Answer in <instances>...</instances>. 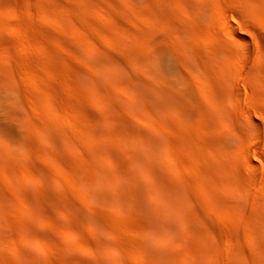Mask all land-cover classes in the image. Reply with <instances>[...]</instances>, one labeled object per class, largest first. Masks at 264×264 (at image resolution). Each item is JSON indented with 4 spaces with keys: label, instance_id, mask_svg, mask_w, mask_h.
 Here are the masks:
<instances>
[{
    "label": "rangeland",
    "instance_id": "374dc122",
    "mask_svg": "<svg viewBox=\"0 0 264 264\" xmlns=\"http://www.w3.org/2000/svg\"><path fill=\"white\" fill-rule=\"evenodd\" d=\"M263 11L0 0V264H264ZM126 173L179 203L165 247L145 243L159 197L143 214L92 196Z\"/></svg>",
    "mask_w": 264,
    "mask_h": 264
},
{
    "label": "bare ground",
    "instance_id": "6f19581e",
    "mask_svg": "<svg viewBox=\"0 0 264 264\" xmlns=\"http://www.w3.org/2000/svg\"><path fill=\"white\" fill-rule=\"evenodd\" d=\"M259 5H261V3L259 4ZM258 5V6H259ZM262 6V5H261ZM261 6H259V7H261ZM262 9V8H261ZM225 11V10H224ZM231 11V10H230ZM264 12V11H263ZM224 14V13H223ZM233 14V13H232ZM225 15V14H224ZM225 16H227V15H225ZM224 17V16H223ZM236 17V16H235ZM225 18V17H224ZM228 19V18H227ZM227 25V24H226ZM231 37V36H230ZM233 37V36H232ZM240 39V38H239ZM242 42V48H244L245 49V51H248L249 50V48H250V44H249V42L247 41V40H245V39H240ZM239 40V41H240ZM243 49V50H244ZM250 51V50H249ZM248 53V52H247ZM245 64V63H244ZM19 73V70H18V68H16L15 69V74H18ZM242 77V76H241ZM245 77V76H244ZM243 77V78H244ZM245 79V78H244ZM241 80H243L242 78H241ZM245 81V80H244ZM164 103H165V101H164ZM170 104H172V103H170ZM164 105V104H163ZM168 105V104H167ZM167 105L165 104V106L167 107ZM175 105V104H174ZM161 106V105H160ZM160 106H158L159 108H161ZM170 106V105H169ZM171 107V106H170ZM163 108V107H162ZM172 108V107H171ZM177 107L175 106V108H172L171 110H173V109H176ZM165 109V108H164ZM167 109H170V108H167ZM177 110V109H176ZM175 110V111H176ZM156 111H158V110H156ZM173 112V111H172ZM252 119V118H251ZM249 121H248V123L250 122H253L252 120L250 121V119H248ZM254 123V122H253ZM253 123L251 124V125H253ZM250 125V126H251ZM49 130V129H48ZM52 131V130H51ZM50 132V131H49ZM47 133V132H46ZM51 133V132H50ZM49 133V136H50V138H57V136L55 137L54 135H52V134H50ZM54 134H56V133H54ZM59 138V137H58ZM51 139V140H52ZM58 140V139H57ZM54 141V140H53ZM134 141H136V140H134ZM134 141H133V145L131 146V148L130 147H128V149H131L129 152L131 153V151L133 152V155L135 154L137 157H138V160H134V165L135 164H143V163H145V162H147V160L145 159V154H146V150H145V147H143V146H141V144H138V141H137V144L136 143H134ZM140 142H142V141H140ZM132 143V142H131ZM130 143V144H131ZM146 143V142H145ZM54 144V143H53ZM143 144V143H142ZM56 148V147H55ZM150 150V149H149ZM127 151V152H128ZM132 155V154H131ZM130 157V156H129ZM134 157V156H133ZM130 159H132V158H130ZM127 160V161H129V163L128 164H131L132 165V167H133V162L132 163H130L131 162V160ZM133 161V160H132ZM148 162H149V160H148ZM131 165H129V166H131ZM151 167H152V165H153V163L151 162L150 164H149ZM128 166V165H127ZM128 166V167H129ZM136 167H137V165H135ZM144 166H145V164H144ZM131 167V168H132ZM146 167L147 166H145V169H146ZM144 168V167H143ZM134 169H136V168H134ZM148 169V168H147ZM142 170V169H141ZM123 171V170H122ZM149 171V170H148ZM155 171V170H154ZM118 172H119V170H118ZM104 173V172H103ZM106 173V172H105ZM122 173V172H121ZM124 173V172H123ZM123 173H122V175H123ZM130 173V172H129ZM145 173V172H144ZM149 173V172H148ZM153 173V172H152ZM120 174V173H119ZM118 174V175H119ZM128 173H126V176H125V174H124V176H123V180H122V177H120V176H122V175H120L119 177H117V178H115L116 180H117V182H116V180H114V182L115 183H117V184H114L113 183V185H115L113 188L115 189V191H114V189H112L113 190V192H111V193H109V197H108V195H106V193H105V191L102 189V184L103 183H106V179H105V177H103V178H97L95 181H94V191H93V194H92V196L94 197V198H96L97 200H99V201H103V203L104 202H106V204L109 206V207H112L113 208V206L115 205V204H117L118 206H120V205H124L125 203H129L128 205H130L131 207H135V208H138V209H140L142 212L144 211V213L143 214H146L147 212H148V210H149V208H151L152 210H157L156 209V205H155V203H156V200H158V198H156V197H159V201L160 202H162L163 203V205H164V209H163V211L166 213V217H167V219L165 220V219H162V218H152L153 220H150V227H151V230H152V235L151 236H149L148 237V239H147V242H145V243H147V245H149V243L150 242H153L154 241V239L156 240V241H158L159 243H161V244H163V242H166V243H168V241H165V239H168V238H166V237H169V236H165V234H159L160 232H161V229H159L160 230V232H158L159 230H158V224L160 223V222H167V221H172V219L171 218H173V217H175L176 215H174L175 214V212H177L176 210L178 209V204L179 203H177V201L170 195L171 194V192L169 191V190H167L166 188H167V185L165 186V185H162V184H156V185H153L154 187H152V188H150V189H148L147 188V190L145 191L144 190V192H143V190L141 191V184H140V181L138 180V174H137V177L135 178V177H133L132 176V174L130 175L132 178H130V177H128L127 178V176L129 175H127ZM147 174V173H146ZM105 175H107V174H105ZM145 175V174H144ZM150 175H151V173H150ZM149 175V176H150ZM156 175V174H155ZM153 176V175H152ZM134 178V179H133ZM148 178V177H147ZM120 179V180H119ZM125 179H126V181H125ZM132 179V180H131ZM136 179V180H135ZM119 180V181H118ZM142 180V179H141ZM109 180H107V182H108ZM120 181H122V182H120ZM149 181H150V179H149ZM157 182V181H156ZM162 182V181H161ZM128 183V184H127ZM150 183H151V181H150ZM163 183V182H162ZM165 183V182H164ZM125 184H126V186H125ZM144 184V183H143ZM145 185V184H144ZM147 186V185H146ZM152 186V185H151ZM111 187H112V185H111ZM144 187V186H143ZM120 188H122V191H124V193H122V191H120L119 189ZM144 189V188H143ZM168 192H170V194L168 193ZM118 193H122L121 194V196H119L120 194H118ZM108 199V201H105V200H107ZM156 199V200H155ZM36 200V199H35ZM42 200V199H41ZM41 200H40V198L39 199H37V203H41ZM145 200H146V202L148 201V203H145ZM155 201V202H154ZM99 203V202H98ZM102 203V204H103ZM161 204V203H160ZM117 205H115V206H117ZM125 205H127V204H125ZM124 205V206H125ZM162 205V204H161ZM122 209H123V207H121ZM125 208V207H124ZM129 208V207H128ZM126 209V208H125ZM124 209V210H125ZM130 209V208H129ZM150 209V210H151ZM123 211V210H122ZM160 211V210H159ZM151 212V211H150ZM150 214V213H149ZM151 215V214H150ZM174 215V216H173ZM161 216V215H160ZM159 216V217H160ZM173 216V217H172ZM149 218V217H148ZM171 219V220H170ZM143 220H145V219H143ZM147 220V219H146ZM208 222V221H207ZM170 223V222H169ZM172 223V222H171ZM209 223V222H208ZM210 223H212V222H210ZM214 224V223H213ZM166 225V224H165ZM169 225V224H168ZM159 226H160V224H159ZM170 227H171V225H169ZM161 227V226H160ZM202 227H203V225H202ZM206 227V226H205ZM214 228V227H213ZM214 230V229H213ZM206 231V230H205ZM208 232H206V234H207ZM165 237H164V236ZM159 245V244H158ZM164 245V244H163ZM162 245V246H163ZM153 246V245H152ZM161 246V247H162ZM148 248H149V246H147ZM146 247V248H147ZM160 247V248H161ZM163 247H165V245L163 246ZM162 247V248H163ZM150 248H151V246H150ZM159 248V249H160ZM162 250V249H161ZM146 251V250H145ZM147 251H149V250H147ZM151 251V250H150ZM163 251V250H162Z\"/></svg>",
    "mask_w": 264,
    "mask_h": 264
}]
</instances>
